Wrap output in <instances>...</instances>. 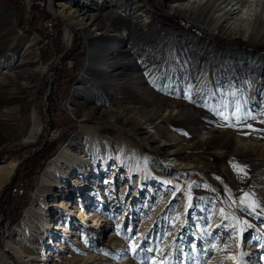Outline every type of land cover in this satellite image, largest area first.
<instances>
[{"label": "rangeland", "instance_id": "rangeland-1", "mask_svg": "<svg viewBox=\"0 0 264 264\" xmlns=\"http://www.w3.org/2000/svg\"><path fill=\"white\" fill-rule=\"evenodd\" d=\"M186 2L102 0L77 10L74 0H47L46 13L64 17L66 41L74 34L81 44L86 63L72 79L58 61L70 56L63 41L40 26L43 13L22 33L19 0H0V62L18 65L24 57L20 77L28 79L24 88L13 77L0 89V108L19 106L18 121L0 113V164L14 163L0 188V264H49L55 253L58 264H264V152L236 141L264 144V71L256 67H264V43L215 32L213 19L172 9ZM126 12L143 23H128ZM86 13H97L95 28L81 20ZM13 96L19 101L10 104ZM219 112L236 115L225 121ZM33 116L39 126L30 138ZM146 119L158 121L157 135L143 133ZM55 144L40 171L42 151ZM65 147L86 155L98 174L86 178L87 191L45 197L42 176ZM170 158L179 167L161 173L155 161ZM177 185L181 192L174 193ZM87 192L93 197L84 201ZM44 199L71 205L46 229L31 217ZM241 200L256 202L255 212ZM58 223L79 234L63 232L64 249L47 238Z\"/></svg>", "mask_w": 264, "mask_h": 264}, {"label": "bare ground", "instance_id": "bare-ground-1", "mask_svg": "<svg viewBox=\"0 0 264 264\" xmlns=\"http://www.w3.org/2000/svg\"><path fill=\"white\" fill-rule=\"evenodd\" d=\"M101 1L102 0H99V1L87 0L86 2H81L80 0H74V6L76 5L78 7L77 10H79V8L93 10L99 6V3ZM29 2L30 1H28V3ZM175 5L172 8L173 10H175V12H180V13L183 12V14L184 13L191 14L192 12H196L197 14L204 16V20L213 19V22H214L213 26H214V29H216L215 32L219 31V29L222 28L225 32H228L229 34L241 35L243 38H245L247 42H250L253 44L264 43V0H187L185 4L181 3L177 5L178 7L177 6L175 7ZM85 15L87 16V18L84 17L81 20H83V22L85 21L84 23L86 24V26L90 25L92 27L94 26L96 27L97 24L95 23V17L97 13H88V14L86 13ZM253 15H256V17H258L257 19L259 22L255 28L254 27L251 28L253 20H254ZM122 17H129V18H126V20L128 23L133 24V25H141L143 23L142 20L139 18L138 14L135 15V14H129L126 12V14L122 15ZM152 21H155L154 17L152 18ZM83 24L81 23V26H83ZM82 28H84V26ZM69 39H71V36H69ZM200 51L202 53L201 55H203V53H205L207 50L205 51V49L203 50L201 49ZM1 54H2V50H0V55ZM23 58L24 57H21V59L18 62V65L17 63H14L12 65L8 64L9 60L7 61L4 60L0 62V79L3 80V82H0V89L5 90V88L8 85H6L5 87L4 83H7L8 80L13 77H15L16 80L18 81V85L20 89L24 88V86L28 83V79H26V77L24 76L26 74L25 71L21 70L22 69L21 66L24 62ZM256 67L258 70L263 68L262 71H264V67H261V65H258V62L256 64ZM18 70H21V71H18ZM23 73L24 75L20 77V75ZM6 92H8V89H6ZM18 101H19V97L13 96L11 100L7 102H9L10 104H13L14 102L17 103ZM3 106H1L0 108V113L4 117L13 118L16 121L19 120L17 118L19 106L12 105L11 107L7 106L5 108H3ZM143 119H145V117ZM161 120H163V118ZM32 121H33V124L30 128V132L28 136L30 138H35L39 125H38V121L36 120L35 116L32 117ZM156 122L158 121L155 120V122H153L150 120L148 121V119H146L145 121L143 120V122H141V125H142L141 127L143 130H145L143 131V133L144 134L146 133L149 136L157 135L159 132L158 129H160V127L157 128L158 125ZM142 136L143 135H141V137ZM236 141H237L238 146H242L244 148L245 147H249V148L255 147V149L260 150L262 153L264 152V144H261L257 141L243 140V138L239 136L236 138ZM74 144H76V142L72 140L70 142V145H74ZM177 163H179L177 158L176 159L170 158V164H167L166 160H157L155 161V167L161 173L168 174V171L166 170L167 167L170 169L178 168L179 165ZM186 166L187 165H183L182 168H185ZM13 169H14V163H8V164L1 163L0 164V188H2L12 178ZM95 174H98V171L96 167L94 168L93 166H90V159L86 158V155H80V156L72 155L71 149L65 147L63 151H61L60 154L56 158L50 161L46 171L44 172L42 176V189L43 191H45L43 192L45 193L44 196L49 198L50 196H53L51 192L52 190L56 191L60 189V191L62 190L64 193H68L66 197L70 198L73 196L74 193L76 192L81 193L83 190H86V188L89 187V184H88L89 182H87L86 178L92 177ZM67 181H70V183H68ZM84 197H85L84 201H88L87 197L88 198L93 197V194L91 192H87V194ZM41 198L42 197H40V200ZM35 201H38V200L36 199ZM52 202L53 203L49 204V202H47V200L44 199V201H42V207L40 211L41 213H39L38 211L32 210L31 217H33L34 215V218L38 219L39 222H43L45 224V226H43L42 229H46L47 225H49L48 219L52 220L56 215H63L65 211L69 212L70 210L69 206L71 205L65 201L61 203H57V200H52ZM61 217L62 216H59L60 219ZM72 224L73 223L71 222V225ZM52 229H54V231L50 232L47 238L48 240H51L50 237L53 236V238H55V244L58 246L61 245L60 249H64L66 247L64 245V242L60 243L61 237L63 236L62 235L63 232L67 234L73 233V236L79 235L76 232L77 230H70L71 227L66 226L64 223L62 224L58 223L57 226L56 227L53 226ZM57 229H59V232L57 231ZM73 229H77V228H73ZM23 252L24 251H21L22 254ZM34 252L35 251H33L32 253H29L28 257L35 256ZM56 258H59V256L55 253L54 258L48 259V261L50 262L49 264H58ZM33 259H30V260H33Z\"/></svg>", "mask_w": 264, "mask_h": 264}, {"label": "built area", "instance_id": "built-area-1", "mask_svg": "<svg viewBox=\"0 0 264 264\" xmlns=\"http://www.w3.org/2000/svg\"><path fill=\"white\" fill-rule=\"evenodd\" d=\"M28 1H31L29 4ZM19 7L21 9L18 10V22L17 25H19L22 33L24 31L29 32L30 30V21L34 19L35 13L38 11L39 13H43L42 16V22L40 23V26L43 27L42 30L45 32L44 35L47 34L50 35V38L53 39L56 37L61 38L63 41L66 51L64 52V55H70L68 59L65 61H61V56L58 57V61L64 66L65 72L66 70H70L69 73L71 78H75L78 76L80 70L85 65V61L83 60V51L81 50V44L80 41L77 39V37L73 34L71 36L72 39L69 41H66L65 39V33L67 31L66 25H62V19L64 20V17L60 16L57 13L47 12L46 10L49 7L47 0H19ZM49 9V8H48ZM49 11V10H47ZM65 21V20H64ZM67 23V22H66ZM58 24L61 25L59 28ZM70 24V23H68ZM37 35V33H35ZM38 36V35H37ZM41 38V37H40ZM42 39V38H41ZM78 40L79 44H76V41ZM45 41V40H44ZM40 56H41V50H40ZM56 54L54 55L51 60H56ZM42 59V56H41ZM83 66H81L82 62ZM43 62V59H42ZM61 64V65H62ZM80 68V69H79Z\"/></svg>", "mask_w": 264, "mask_h": 264}, {"label": "snow or ice", "instance_id": "snow-or-ice-1", "mask_svg": "<svg viewBox=\"0 0 264 264\" xmlns=\"http://www.w3.org/2000/svg\"><path fill=\"white\" fill-rule=\"evenodd\" d=\"M190 99V97H188ZM238 111V109H237ZM219 115H221V117L225 120V121H230L235 115L236 113L233 112L231 113L230 115H225L223 112H219L218 113ZM229 126H232L231 124H229ZM248 127H251V125H248ZM234 170L237 171L238 174L241 175V177L243 178L244 176L247 175V171H246V167L245 166H241L239 164H233L232 165ZM166 183H171V182H166ZM190 187V186H189ZM174 193H179L181 192V189H180V186H175L174 189H173ZM247 195V194H245ZM175 195H174V199H175ZM191 199V197H189V200ZM240 205L241 207H243L246 211H251V212H255V209H256V202H249L247 200H241L240 201ZM221 215L224 217V219H228L227 215L224 213V210L221 209ZM225 229L231 227L232 230H235L236 229V224H232V225H228V224H224L222 225ZM220 227V226H218ZM250 227V225H249ZM125 231L129 234V236H131V232H132V229L131 228H125ZM146 239V238H145ZM223 247H227V244H225ZM216 248V245H212L211 246V249L210 250H213ZM144 252H154L155 249L153 248H150V247H144L142 249ZM228 259H235L234 256H229ZM150 264H156L155 260L151 261ZM161 264H163V261H161Z\"/></svg>", "mask_w": 264, "mask_h": 264}, {"label": "trees", "instance_id": "trees-1", "mask_svg": "<svg viewBox=\"0 0 264 264\" xmlns=\"http://www.w3.org/2000/svg\"><path fill=\"white\" fill-rule=\"evenodd\" d=\"M56 145L50 146V148L48 149H44L42 151V154L44 155L42 158V162L43 164L40 165V171L42 170V168H44L45 164L50 160V158L54 155V153L56 152Z\"/></svg>", "mask_w": 264, "mask_h": 264}]
</instances>
